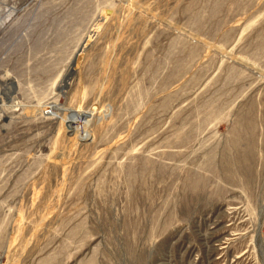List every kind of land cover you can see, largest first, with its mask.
<instances>
[{
  "label": "rangeland",
  "instance_id": "obj_1",
  "mask_svg": "<svg viewBox=\"0 0 264 264\" xmlns=\"http://www.w3.org/2000/svg\"><path fill=\"white\" fill-rule=\"evenodd\" d=\"M0 264H264V0H0Z\"/></svg>",
  "mask_w": 264,
  "mask_h": 264
},
{
  "label": "bare ground",
  "instance_id": "obj_2",
  "mask_svg": "<svg viewBox=\"0 0 264 264\" xmlns=\"http://www.w3.org/2000/svg\"><path fill=\"white\" fill-rule=\"evenodd\" d=\"M92 32V31H91ZM92 36V35H91ZM88 37V36H87ZM87 39V38H86ZM84 42V41H83ZM87 42V40H85V43ZM83 48V47H82ZM73 56V55H72ZM79 56V51L74 55V58L71 59L70 64H69V69L68 72L73 73L75 71V67H76V63L75 61L78 59L77 57ZM78 66V64H77ZM60 77V76H59ZM8 81V86L11 87L12 89L15 87L14 81L12 79L7 80Z\"/></svg>",
  "mask_w": 264,
  "mask_h": 264
}]
</instances>
